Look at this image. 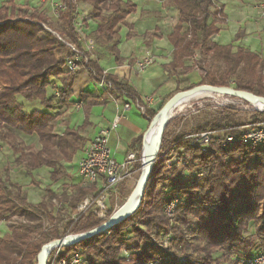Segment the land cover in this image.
Here are the masks:
<instances>
[{"label": "trees", "instance_id": "1", "mask_svg": "<svg viewBox=\"0 0 264 264\" xmlns=\"http://www.w3.org/2000/svg\"><path fill=\"white\" fill-rule=\"evenodd\" d=\"M62 1L66 9L55 22L40 9L15 16L17 7L12 1L0 6V142L8 145L14 162L27 175L47 167L54 182L70 176L65 163L84 150L88 139L82 131L87 121L61 134L55 131L52 113L35 106L27 109L26 102L49 107L53 102L65 103L71 98L75 73L65 70L70 51L61 39L82 47L74 25L78 4L91 6L90 15L97 23L93 35L99 42L108 43L117 61L121 60V25L135 9L128 0ZM171 2L178 10L179 22L168 36L174 47L169 68L175 73L179 69L190 70L187 60L197 52L202 60L208 58L211 62L200 81L187 89L201 84L232 87L233 80L234 88L264 96V59L245 47L212 40L225 20L223 6H218L216 0ZM90 65L97 77L103 76L98 60L91 59ZM105 77L112 84L107 93L133 101L143 99L117 75L106 73ZM54 81H60L58 96L49 93ZM182 90L177 87L176 92ZM81 100L84 104L100 102L87 91L81 93ZM146 112L153 119L159 111L146 104ZM238 113L235 109L220 111L219 116L190 133L215 129L234 133L236 125L264 121V111L253 113V119L246 123L238 121ZM173 120L163 131L161 148L137 211L109 233L63 246L58 260L81 251L87 264H180L172 259V254L184 255L190 264H228L232 260L234 264V260L264 251V144L217 143L204 152L185 137L189 133L170 137ZM175 122L179 124L180 119ZM33 135L38 137L40 148L25 143L23 138ZM143 141L142 135L133 144L139 158L136 168L142 163ZM175 153L186 163L168 167L167 161ZM9 170L5 166V177L0 176V221L9 223V232L0 236V264H38L45 243L92 230L107 220L99 219L92 209L73 218L77 206L89 193L98 196L94 185L86 188L77 184L70 193L49 189L42 201L32 204L27 201L23 186L10 181ZM199 171L203 173L201 177ZM176 194L182 200L176 209L175 224L171 225L164 208ZM58 202L62 207H58ZM63 211H68L69 216L60 217ZM112 212L109 209L108 216ZM46 220L48 228L44 225ZM252 224L254 232L247 235ZM128 232L132 235L127 238ZM171 233L168 248L153 240V236L161 238ZM125 248L131 251L128 259L122 256ZM55 252L50 253L49 259Z\"/></svg>", "mask_w": 264, "mask_h": 264}, {"label": "crops", "instance_id": "2", "mask_svg": "<svg viewBox=\"0 0 264 264\" xmlns=\"http://www.w3.org/2000/svg\"><path fill=\"white\" fill-rule=\"evenodd\" d=\"M16 1L23 5L34 4V7L38 6L42 8L41 10L46 11V8L49 9L51 0H48L47 3H45L46 0ZM128 1L135 5V9L126 17L119 31L118 49L121 60H116L109 50L108 43L104 44L98 40L91 56L92 59L98 60L104 71L117 75L128 82L140 97L152 96L155 101L149 107L159 111L160 107H163V103L177 93V87L184 90L193 84L182 78L184 75L179 74L180 69L175 73L169 68L173 60L174 47L168 36L179 22L178 10L172 5L171 0ZM220 1L225 20L220 24V31L212 37V40L222 45L233 44L235 47H245L258 53L264 59V17H260L256 8L253 9L250 4H244L238 11L232 12L228 0ZM90 9L91 6L88 3L81 2L79 4V13L87 17L85 27L93 35L97 23L90 19ZM148 54L154 57V62L143 71H137L135 69L136 61ZM188 65L191 63L189 62ZM59 85L60 81L54 82L49 87V93H52L51 88L55 92ZM85 91L90 92L91 96L99 99L100 102L84 104L81 100V93ZM72 92L71 98L65 103L56 101L49 107L42 106L43 111L52 113L56 132L63 134L66 129H77L87 121L82 134L89 141L101 128H109L115 116L121 114L118 128L111 131L109 145L119 161H122L128 152L134 151L135 139L142 135L144 137L148 125L151 124L152 119L147 115V112H141L135 105L125 110L124 103L133 100L109 96V93L99 86L86 68H81L75 73ZM28 104L30 103L26 102V106ZM23 139L27 145L41 147L36 135ZM81 153L82 151L77 153L73 161L65 163L70 176L61 181L66 183L67 179L69 180L72 176L79 178L74 183L67 181L66 184L71 189L68 190V193L73 191L75 185L80 184L78 162ZM36 171L37 173H50L49 168L41 167L34 171L32 177H36ZM61 181L54 183L60 184ZM54 183L53 189L56 190L58 186ZM73 184L74 186L71 187ZM27 190L28 194L34 192L32 188ZM40 201L42 200H37V203Z\"/></svg>", "mask_w": 264, "mask_h": 264}, {"label": "built area", "instance_id": "3", "mask_svg": "<svg viewBox=\"0 0 264 264\" xmlns=\"http://www.w3.org/2000/svg\"><path fill=\"white\" fill-rule=\"evenodd\" d=\"M52 6V9L57 16H59L61 11L66 9V4L62 0H57ZM255 8L260 17H264V0H261ZM90 19H92V17ZM90 19H88V21H90ZM85 20L87 21V17L82 16L79 13L78 4L74 25L78 33V39L82 43V47H79L76 43L61 39L69 47L70 51V54L66 58L65 69L69 73H76L81 68H86L99 86L108 92V89L112 87L111 82L105 77L108 72L103 70V76L99 78L97 77L94 68L90 65V60L92 59L91 55L95 49L96 40L86 29ZM54 34L60 38L58 33L55 32ZM153 62L154 57L151 54H148L136 61L135 69L137 71H143ZM55 94L57 96L59 95L57 88ZM109 96L114 97L112 94H109ZM211 98L216 107H221L222 110L235 109V107L239 108V106L240 108L248 109L249 107L245 105L247 103L251 104L253 108H256L253 106V102L246 101L240 97L216 94V96ZM154 101L155 99L152 96L143 98L142 100L137 98L134 101L125 102L123 108L128 110L135 105L141 112L145 113L146 104L150 106ZM121 116V114H117L109 128H101L85 145L83 150L84 154L78 162L80 184L82 187L86 188L94 185L96 191L99 192L98 196L89 193L85 197V199L77 206V209L73 214V218L75 219L78 214H81L88 209H92L99 219H108L111 215L108 216L110 207L106 201L109 200L112 194L117 196L120 187L128 180H131L136 173V164L139 161L137 152L130 151L122 161H119L109 145L111 131L118 128ZM233 128L235 129L237 127L234 126ZM217 131L218 130L193 132L185 135V137L191 139L192 145H199L204 152H207L209 146L215 141L220 142L223 146H229L235 142H242L248 145L264 143V121L246 131H241L236 134L230 133L224 141H222L221 137L215 134ZM175 161L176 160L169 161L168 165H172ZM202 174L203 173L199 176L201 177ZM54 201L56 202V200ZM180 201L181 197L176 195L165 206V213L168 215L173 214ZM107 232L109 233V231ZM62 247H57L52 250L56 252L51 259H48V264H83L85 262V258L81 251L70 253L67 257L58 260L60 249ZM124 252L126 258H128V251L125 250ZM260 254L261 253L251 258L241 259L238 264H263L264 256Z\"/></svg>", "mask_w": 264, "mask_h": 264}, {"label": "rangeland", "instance_id": "4", "mask_svg": "<svg viewBox=\"0 0 264 264\" xmlns=\"http://www.w3.org/2000/svg\"><path fill=\"white\" fill-rule=\"evenodd\" d=\"M11 1L17 7L16 12H15V16H23L25 14L29 15L30 11L32 12L35 9H40V10L42 9L41 7H38V6L34 7L33 6L34 4L32 5L31 3L23 5L21 2L16 1V0H0V6L1 5H10ZM228 1H229V5L231 6L232 12L233 11L236 12L244 4H247V5L250 4L252 6V8L254 9L255 6L261 0H228ZM47 2H48V0H46L45 3H47ZM55 2L56 1L51 0L49 3V9L46 8V11L44 9L41 10V11L46 12L47 15L50 17V19H52L54 22L57 21V18H58V16L55 14V12L52 9V7H53L52 5ZM35 3L37 4V2H35ZM216 4L218 6H222L220 0H218V1L216 0ZM247 5H246V7H247ZM26 12H28V13H26ZM54 33H55V31H54ZM95 40L97 42L98 39L95 37ZM201 57H202L201 54H199V52H197L194 57L187 60L191 63L192 68L188 71H186V70H180L179 71L180 75H184V76H182V78H184L186 80V82H192L193 84H197L200 81L201 77L206 73V71L208 69H210L209 68V66L211 64L210 60L208 58H205L204 60H202ZM180 72H182V73H180ZM231 83H232V87H234V81L233 80H231ZM193 84H191V85H193ZM184 90H188V89H184ZM51 91L53 93L54 89L51 88ZM213 95L216 96V94H213ZM214 96L208 95V96H204V98L201 97L200 99L192 101L182 111H180L177 114H175L174 116H172L170 121H172L173 119H176V120H173V124L170 126V130H169V132L171 134L170 137L172 138V137H177V136L182 135V134L190 133L191 130L195 129L199 125L206 123L207 121H211L212 119L219 116L220 111H223V110L221 107H216V105L214 104L213 99L211 98ZM28 105L35 106V108H37L39 110H42V108H43L39 102H37V103L31 102ZM28 105L26 107L27 109L30 108V106L28 107ZM245 105L249 108L248 109L247 108H240V106H239V108L235 107V110L239 112L238 115L236 116V118L238 119L239 122H243V123L249 122L254 117V116H252L253 113L264 111V110H260L259 108H253L252 105L248 104V103ZM161 108H162V106L160 107V109ZM224 110H226V109H224ZM179 119H180V123L177 124V122H175V121H179ZM261 122H263V121H261ZM261 122L244 124V125H236L237 128H235V129L233 128L235 131L234 133L236 134L238 132L251 129L254 126H257L258 124H260ZM148 127H149V125H148ZM148 127H147V129H148ZM215 134H217L219 137H221L222 141H224L225 138L230 134V132L226 133L224 130H218ZM217 143L221 144L220 142L215 141L211 145H215ZM263 144H258V145H263ZM253 146H255V145H253ZM0 147H1V150H0V156H1V158H0V176L3 178L5 177L6 173L4 171V167L9 166V168H10V170H9L10 181L17 182V183L21 184L23 186L24 192L26 193L27 201L29 203H32V204H37V200H42L47 195L48 190L53 189L54 181L51 179L50 173H45V172L37 173V171H36V174H35L36 177H32V176L27 175L25 170H23L22 167L17 166L16 163L14 162V159H12L13 153L10 150V148L8 147V145L5 142H0ZM83 154L84 153L82 151L81 157L83 156ZM173 160H176V161L173 162V164L169 166L168 162L173 161ZM183 163H186V161L180 156L179 153H175L167 161V166L172 167L174 164L181 165ZM136 169L137 170H136V173L133 176V178L131 180H128L126 183H124L120 187L118 195L116 196L115 194H112L110 196L109 200L106 201L108 203L110 209H112V211H113L112 213H114L115 211L120 209V207L125 203V201L129 197V195L131 194V192L135 188V186L138 183V180L140 178V175L142 173V163H141V166H139ZM201 173L202 172L199 171L198 176ZM78 179L79 178H74L72 176V178H70L69 180L67 179V181L74 183L75 181L77 182ZM67 181H66V183H67ZM66 183L64 181H61L60 184L54 183L55 185L58 186L56 188L57 192L62 193V191H64V190L65 191L71 190L69 188V185ZM40 184H42V186H40ZM73 186H74V184L71 185V187H73ZM31 188L34 189V192L28 194L27 189H31ZM176 195L180 196L179 194H176ZM180 197L182 200V196H180ZM180 203H181V201L177 205H179ZM58 207H62L59 202H58ZM177 207H176V209H177ZM176 209H175L173 214L168 215L165 213L170 218L171 225L175 224ZM164 211H165V208H164ZM67 214L69 216L68 211H63V214L60 217H66ZM58 220H59L58 221L59 226H60V228H62L63 223H62L61 219H58ZM44 225H45V228L50 227L48 220L45 221ZM8 232H9V223L6 221H0V236L6 234ZM253 232H254V225L252 224L251 227L249 228V230L246 232V234L249 235L250 233H253ZM131 235H132V233L128 232L126 234V237L128 238ZM187 237L190 238L192 236L187 234ZM171 238H172V233L169 235H166L164 237H161V238H156L153 236V240L155 241V243L159 246L164 247V248H168L169 240ZM130 242L131 241H128V243H130ZM125 250L128 251V254L130 257L131 251L126 249V248L123 249L122 256H124L126 258L125 254H124ZM260 253H261L260 255L264 256L263 250H261ZM171 257H172V259H176V261H178V263H180V264H190L187 262V259H186V257H184V255H177L176 256V255L172 254ZM84 258H85L84 264H87L86 257H84ZM128 258H126V259H128ZM234 262H235L234 264H238L240 262V260L239 259L236 261L234 260ZM228 264H233V260L231 263H228Z\"/></svg>", "mask_w": 264, "mask_h": 264}, {"label": "water", "instance_id": "5", "mask_svg": "<svg viewBox=\"0 0 264 264\" xmlns=\"http://www.w3.org/2000/svg\"><path fill=\"white\" fill-rule=\"evenodd\" d=\"M199 88H206L213 94H223V95H231L234 97H240L249 102H253V100H260L264 102V96H260L252 92L240 90L234 87L215 86V85H210V84L197 85V86L192 87L191 89L182 90L174 94L170 99H168V101H166V103L163 105V107L160 109L157 115H155V117L152 119L151 124L144 135L143 149H142V173L140 175L138 183L136 184L135 188L133 189V191L131 192V194L125 201V203L120 207V209L112 213L111 216L107 220H105L102 224H100L98 227L92 230L86 231V232L68 234L61 238L53 239L45 243L42 246V249L38 255V264H48L49 255L54 248L62 247V246H69L71 244L77 243L81 240L90 238L97 234L107 232L111 230L113 227H115L117 224H119L120 222L132 216L137 211V209L140 207L142 203L145 190H146V187L148 185V182H149L152 170H153L154 163L157 159V155L161 148L163 131L166 128L167 124L170 122L171 117L170 115L168 116L167 120L165 121L163 127L160 130V133L157 137L155 153H154L152 160L150 161L148 165L144 166V163H143L144 144H145L146 135L150 131L153 120L161 113L163 115H166L168 113V109L170 108V106L174 104L180 97H182L183 95H185L186 93L190 91H193ZM260 110H264V109H260Z\"/></svg>", "mask_w": 264, "mask_h": 264}, {"label": "bare ground", "instance_id": "6", "mask_svg": "<svg viewBox=\"0 0 264 264\" xmlns=\"http://www.w3.org/2000/svg\"><path fill=\"white\" fill-rule=\"evenodd\" d=\"M208 95L213 96V93H211L206 88H199L190 91L185 95H183L182 97H180L174 104H172L168 109V113L166 115H163L161 113L153 120L150 131L146 135L145 144H144V150H143L144 166L148 165L154 156L157 137L165 121L167 120L168 116L169 115L170 117L174 116L178 112L182 111L185 107H187L192 101H195L201 97ZM253 106L259 109H264V102L260 100H253Z\"/></svg>", "mask_w": 264, "mask_h": 264}]
</instances>
